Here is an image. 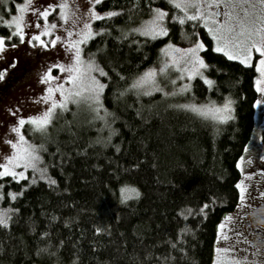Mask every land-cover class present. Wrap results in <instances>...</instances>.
<instances>
[{
  "label": "trees",
  "instance_id": "obj_1",
  "mask_svg": "<svg viewBox=\"0 0 264 264\" xmlns=\"http://www.w3.org/2000/svg\"><path fill=\"white\" fill-rule=\"evenodd\" d=\"M22 1L0 0V17L9 19ZM150 4L176 12L168 0L96 3L117 13L94 20L96 35L83 44L85 58L93 53L107 73H95L106 85L103 109L71 102L43 136L24 126L25 138L43 145L41 159L18 181L0 177V215L8 220L0 226V264L212 263L219 220L238 201L237 162L255 124L257 72L216 52L198 25L211 85L196 76L184 94L129 87L160 62L165 42L187 43L184 33L193 31L192 23L168 18L167 36L129 31L121 39L122 29L149 17ZM13 31L0 22V35ZM225 100L227 120L182 107ZM122 187L140 194L123 200Z\"/></svg>",
  "mask_w": 264,
  "mask_h": 264
},
{
  "label": "snow or ice",
  "instance_id": "obj_2",
  "mask_svg": "<svg viewBox=\"0 0 264 264\" xmlns=\"http://www.w3.org/2000/svg\"><path fill=\"white\" fill-rule=\"evenodd\" d=\"M99 0H93V3H98ZM31 0H25L24 3H18L15 6L16 14L12 15L10 19H3L2 22L8 28H14L6 37L0 35V52H3L6 47V41H12L17 38L20 42H27L28 44H36L42 47H48L49 42L42 39L43 36L51 35L53 30L57 28L55 21L49 23L48 16L50 9L53 8L52 4H48L42 10L37 7H30ZM168 4L174 7L177 11L175 14H170L165 9L160 7H153L149 5V17L139 26L131 29H122L120 38L122 39L127 32H138L145 38L156 39L157 37L167 36L169 27L166 24V18L170 16L172 21H178L180 25L190 22L193 25V31L184 33V38L189 40L190 46L186 48H178L174 44H166L161 49L165 52L167 49H172L168 55L172 59L166 60L157 68H149L139 76L136 77L133 84L129 87L140 89L146 88L148 91H163L165 95H172V92L165 91L161 86L158 74L161 77L167 75L169 66L175 67L180 76L178 79H183L186 75L189 80L193 76L201 75V70L208 67L205 60L199 54V50L206 47L204 41L200 39H193L198 33H195V28L198 25H203L207 29V35L216 41L215 51L224 53L230 59L239 60L243 64L248 65L252 62L253 50L259 54L260 58L255 64L256 71L259 76L256 80V91L264 94V0H168ZM60 18L68 21L71 16V24L76 26L74 28H65L67 38L62 36H53L50 40L51 46H56L59 41L63 40V44L67 45L66 54H71V62L67 65L59 63L53 64L48 68L40 80L48 87L43 89V94L38 97V100L48 101L44 111L40 114L18 116L16 123L10 126L9 131L15 133L13 139H9L7 144L10 145L11 154L4 157V162L0 163V177L10 176L14 180H20L25 176V172L17 171L18 166L23 168H37V162L41 159L39 149L43 145H36L30 143L22 132V127L25 126L26 121L29 123L30 130L34 133L38 132L42 136L46 134L48 126L51 125L57 109L67 108V102L72 100L74 103H87L94 111H99L104 108L101 101V94L105 90V83L101 82L93 73H99L101 76H107V73L97 63L95 55L88 53L87 58L82 55V44H86L88 40L96 35L93 31L92 21L112 18L117 15L114 11H104L99 13L95 8H89L88 11L82 15H77L76 12H69V4L67 0H62L58 5ZM31 12L36 20L26 19L24 13ZM39 17L44 18L43 25L39 22ZM35 24V30L25 32L26 26L30 27ZM59 27H64L63 24ZM101 32H106V29L101 28ZM183 32V29H182ZM75 33V36H74ZM27 37V39H26ZM15 47V44L11 45ZM174 53H179L175 55ZM52 68H57L61 72H65L63 77L72 82L70 88L57 83L55 87L51 82L56 79L52 75ZM4 76L0 72V78ZM205 83L211 85L213 82L205 78ZM175 89L176 80L170 81ZM189 84L184 83L175 89L181 93L189 90ZM59 92L60 99H57L53 93ZM147 94V91L145 92ZM257 104L264 103V100H257ZM231 101L225 100L222 105H216L210 102L209 104L197 105L189 103L182 105L185 108H191L195 112L202 115H211L216 120H227L229 117L226 111L230 108ZM108 113L105 110V117ZM110 127V124L108 125ZM241 165L238 162L237 167ZM54 183V181H53ZM236 187L239 189L238 201L236 204L237 209H248L257 200H264V192H260L259 196H252L242 186L240 182ZM121 196L123 200L128 199L129 194L139 196V192L134 187H122ZM15 199V195L9 193ZM8 220L6 216L0 215V226H6ZM222 229L224 225L220 226ZM97 232H101V228H96ZM235 235L239 236L240 233L236 232ZM227 251H241L242 253L247 250H240L238 246H230ZM217 252H221L218 248ZM224 257L220 260L213 261V264H223ZM229 264H255L249 261L247 255L242 254L239 256H231Z\"/></svg>",
  "mask_w": 264,
  "mask_h": 264
},
{
  "label": "rangeland",
  "instance_id": "obj_3",
  "mask_svg": "<svg viewBox=\"0 0 264 264\" xmlns=\"http://www.w3.org/2000/svg\"><path fill=\"white\" fill-rule=\"evenodd\" d=\"M24 2L25 0H23L21 3ZM61 2L62 0H31L30 7H37L39 10H42L48 4L53 5V8L49 11L48 21L49 23L55 21L57 28L53 30L51 35L42 37V39H44L46 42H49L48 47H42L35 42H33V44H28L26 41L22 43L18 40L17 43L6 44L4 51L0 52V72L4 73V76L0 78V163L4 162V157L6 155L11 154V148L10 145L7 144V141L9 139L15 138L16 136L15 133L9 131L10 126L15 124L16 120L18 119V116L14 114H19L25 117L28 115L40 114L49 104L48 101H41L37 99L38 97L42 96L43 89L48 87L47 84H43L41 82L40 77L48 68L52 67L53 64L59 63L61 65H67L71 62V54H66L67 45L63 44V40L59 41L54 47L50 44V40L53 36H62L67 38L65 28L76 27L71 24V16L68 21L60 18L58 5ZM67 3L69 4V12L71 13L74 11L77 15L86 13L89 8H95V10L99 13L104 12L96 8V3H93V0H67ZM165 11L168 12L166 9ZM24 15L26 19L33 21L36 20V17H34L31 12H25ZM168 18H170V16L166 18V24ZM39 22L41 25H43L44 18L39 17ZM61 24H63L64 27H59ZM30 28L31 30H35V24L33 23L30 27L26 26L25 32H29ZM205 30L207 33V29ZM209 37L212 40V37ZM195 39L202 40L201 35L198 34ZM169 43L176 45L178 48H186L190 46L189 41L183 44L167 41L163 44L162 48H164V46ZM12 44H15L16 46L12 47ZM215 46L216 41L212 40L211 47L214 50ZM81 47L83 49V44ZM201 51L202 49L199 50V54L203 58ZM169 52H173V50L167 49L165 52H162L163 55L160 62L149 68L158 69L163 62L172 59V56L168 55ZM174 54L179 55V53ZM82 55L84 56L83 51ZM227 57L229 58V56ZM259 58V54L255 53L253 50L252 62L248 65H253L255 68V64ZM141 73H139L137 76H139ZM93 74L95 75V72ZM52 75L56 77V79L51 82L53 87H55L57 83L64 85L66 88H70L72 86L71 81L63 78L66 75L65 72H61L57 68H52ZM179 76L180 73L178 70L175 67L169 66L167 75L165 77H161L158 74V79L161 86H163L167 92L180 94L189 92L191 89V82L196 76H193L191 80H189L186 75L183 79H178ZM199 76L204 80L205 78L208 79L204 69L201 70V75ZM258 76L259 73L257 72L255 76V88L257 86L256 80ZM171 80H176L175 89H178L181 84L188 83L190 86L189 90L183 93L175 90L170 83ZM137 90L143 93L146 91L147 93L156 91H148L143 87ZM160 92L164 94L163 91ZM53 95L57 99H60L59 92H55ZM257 100H264V94L257 92V97L255 99V124L251 136L245 143L242 153L238 159V162L241 165L239 167L240 178L238 182H240L242 186L246 188L250 195L256 197L259 196L260 192H264V103L257 104ZM71 102L73 101L69 100L67 105ZM223 103L224 101L214 104L219 106ZM194 104L210 105V102H198ZM231 112L232 106L230 105V108L226 111L228 117H230ZM205 116L212 117L211 115ZM25 125L29 126V123L26 121ZM23 128L24 127L21 129L22 132ZM28 169L32 168H23L22 166L17 167V171H23L25 172V175H27ZM262 211H264V200L258 199L257 202L253 203L246 210L237 209L235 207L233 210L226 212L221 217L218 223L217 236L215 239V255L213 261L220 260L223 256V264H229V259L231 256L245 254L247 255L249 261H256L255 264H264V253H261L257 249L262 246L263 241L262 236H260V232L264 236V217L260 218V213H262ZM253 218H256L259 221L255 224V227L252 226V228L249 229L248 223H251ZM221 224L224 225L223 229L220 227ZM236 232H239L240 235H235ZM233 245L238 246L240 250L246 249L247 251L242 253L241 251L230 252L226 250ZM218 248L221 249V252H217ZM213 261L211 264H213Z\"/></svg>",
  "mask_w": 264,
  "mask_h": 264
},
{
  "label": "flooded vegetation",
  "instance_id": "obj_4",
  "mask_svg": "<svg viewBox=\"0 0 264 264\" xmlns=\"http://www.w3.org/2000/svg\"><path fill=\"white\" fill-rule=\"evenodd\" d=\"M254 215V214H253ZM252 215V216H253ZM262 217H264V211H262V213H260V218H262ZM259 220H257L256 218H253L252 219V221H251V223H248V227H249V229H251L252 228V226L253 227H255V224L258 222ZM260 236H262V239H263V241H262V246L261 247H259V248H257L261 253H264V236H263V234L260 232ZM256 262V261H255ZM263 262H264V256H263Z\"/></svg>",
  "mask_w": 264,
  "mask_h": 264
},
{
  "label": "clouds",
  "instance_id": "obj_5",
  "mask_svg": "<svg viewBox=\"0 0 264 264\" xmlns=\"http://www.w3.org/2000/svg\"><path fill=\"white\" fill-rule=\"evenodd\" d=\"M258 214H259V210H258Z\"/></svg>",
  "mask_w": 264,
  "mask_h": 264
}]
</instances>
